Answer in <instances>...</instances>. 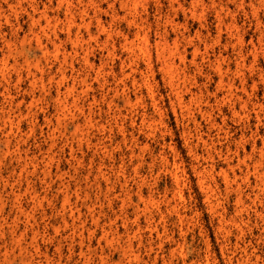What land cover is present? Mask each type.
<instances>
[{
  "label": "rangeland",
  "instance_id": "rangeland-1",
  "mask_svg": "<svg viewBox=\"0 0 264 264\" xmlns=\"http://www.w3.org/2000/svg\"><path fill=\"white\" fill-rule=\"evenodd\" d=\"M35 1L39 8L48 6L50 16L59 13V20L42 24L49 35L56 34L61 51H70L61 22L64 8H57L56 0ZM9 2L14 11L0 0L5 16L0 18V60L8 59L6 78L0 74V107L8 105L6 89L14 99L12 123L0 119V264H264V0H202L195 13L191 0H172L177 14L170 0H132L135 25L117 3L114 21L100 14L106 29L116 33L108 41L100 35L98 42H90L93 70L81 53L73 55L72 75L79 80L87 74L90 89L79 94L74 118L66 114L60 121L49 80L57 68L53 47L43 56L34 42L26 45L29 58L39 60L46 85L44 91L32 89L25 55L18 52L29 29L30 0ZM219 3L228 10L222 11L221 38L215 43L219 19L214 6ZM101 7L106 10V3ZM96 29L90 27L92 33ZM135 29L148 31L147 48L137 51L142 69L147 54L154 62L155 74L148 80L152 94L131 80L119 81L128 54L121 42L127 33L132 39ZM76 32L73 27L72 35ZM181 33L193 40L178 46L186 50L185 71L195 73L203 107L221 128L174 103L158 69L156 42L165 37L172 47ZM6 40L15 43L13 56ZM205 44L212 45L208 55ZM215 57L239 87L241 76L234 71L245 60L242 73L251 93L245 110L221 101L219 77L210 62ZM175 58L178 71L183 70ZM17 70L22 71L20 83ZM197 131L212 143L210 157L201 143L192 142ZM197 153L202 155L196 158ZM222 171L248 177L238 178L242 207L237 192L225 187ZM65 197L70 202L64 208ZM103 231L111 233L108 241Z\"/></svg>",
  "mask_w": 264,
  "mask_h": 264
},
{
  "label": "bare ground",
  "instance_id": "bare-ground-1",
  "mask_svg": "<svg viewBox=\"0 0 264 264\" xmlns=\"http://www.w3.org/2000/svg\"><path fill=\"white\" fill-rule=\"evenodd\" d=\"M17 5L21 4V1L26 0H15ZM51 2V0H49ZM57 8H64V20L63 22L67 34V38L71 43V50L67 51L66 48H63L61 51V43L57 44V36L54 33V37L47 33V29L42 24V21H45L46 25L54 20H59L57 13L55 16H50L48 12V6L43 5V8H39V5L35 0H30L29 8L30 11H27L28 19H29V29L28 33L21 36L20 40V49L19 53L25 55L24 59V69L26 72V76L29 78V84L32 89L40 86L44 91L46 85L43 83V73L42 67L40 66L39 60L30 59L27 54V47H32V43L34 42V47L38 49L43 56H47L51 50L50 46L53 47V52L55 55V60L57 62L56 72L49 77L50 82H54L55 86V103L57 106V120L60 121V116H65L69 114L72 118L75 116L74 110L78 108V100L80 93L88 94V90L90 89V84L87 83V74L82 78L77 79V76H73V55H81V59L84 62V65H89V69L93 70V65L89 63V53H90V42H98L100 35H105L106 41L111 39L113 34L116 33L113 29H106L104 26L100 14L105 13L114 21L118 16V11L116 10L115 5L118 3L121 9H125V19L128 18V22L133 25L137 24L136 16L132 14V8L130 7L132 0H56ZM227 2H235V0H227ZM243 2V0H242ZM8 7V10L14 11L15 4H9V0H3ZM102 3H106V10H103L101 7ZM211 3L214 4V0H211ZM244 3V2H243ZM243 3H240L242 5ZM50 4V3H49ZM191 10L195 13L197 7L202 5V0H191ZM178 6L181 8L182 6L178 3ZM170 7L177 14L178 9L175 8L172 0H170ZM217 18L219 19V29H217V34L215 36V43L219 42L221 38L222 29H220V25L222 23V11L228 10V5L223 6L221 3L214 6ZM225 8V9H224ZM90 13L92 14L90 16ZM3 6L0 4V18L5 17ZM6 21L8 19L6 18ZM95 24L96 33H92L90 31V27ZM76 27L77 32L72 35V28ZM85 28V34L87 38L84 36V33H81L80 28ZM228 28V27H227ZM167 29H164L166 33ZM228 31V29L226 30ZM129 33H127L123 37V41L121 42V47L123 50H126L128 54L122 61V70L119 81L124 84L126 80H131L133 85L137 86H145L148 93H153L152 84L148 82L149 76H153L155 74V65L149 54H147L144 58H142L145 64V68L142 69L140 67V58L143 49L147 48L149 36L148 31L143 29H135V33L133 34V38L129 39ZM19 36V35H18ZM18 36L16 38H18ZM232 37V36H230ZM137 39L140 42L137 43ZM163 42L158 40L156 42V57H157V66L159 71L162 73L166 84L169 87L170 93L173 95L174 103L179 105L181 109H185L187 113L194 114V111H197L202 115V117L208 122V124L212 128H218V124L214 119L211 118V114L208 108L203 107L202 102L203 91L201 88H196L197 81L196 76L194 74H190L186 72V50L180 51L178 46L181 41H187L188 44H192L193 40L188 38L181 33L177 35L174 39V46L170 47L167 38H163ZM240 42V41H239ZM4 45L7 48L8 55L13 56L14 52L17 49H14L15 43L11 40H6ZM16 47V46H15ZM106 47V46H104ZM211 48L212 45L205 44V51L203 54L208 55L207 48ZM138 50V51H137ZM194 51L199 52V45H194ZM108 54L110 52L108 51ZM179 62L184 65L183 70H179V66L175 62V56ZM42 56V57H43ZM194 58V57H193ZM195 59V58H194ZM193 59V61H194ZM7 61L8 59L0 60V74L3 79L7 76ZM213 63L215 68V72L219 77V80L216 85V91L222 92L221 101H230L233 109L237 104L240 105V108L245 110L249 104L251 93L247 90L246 87V79L243 76L242 69L245 67V60L242 58L241 63L238 62V65L234 71V73L238 76H241L240 87L235 84V79L233 77H228L230 69L227 68L223 70V66L221 62L218 60V57H215L214 60L210 61ZM17 64L15 61L14 66ZM70 67V68H69ZM233 72V71H232ZM40 74V77L38 76ZM193 75V76H191ZM17 82L20 83L22 79V71L17 70L16 75ZM68 79H71V83H68ZM141 81V83H139ZM264 81V79H263ZM118 85V84H117ZM125 86V85H124ZM80 89V90H79ZM116 94L118 93V89L115 88ZM188 95V102L184 100V96ZM214 97L217 98V94H214ZM6 98H7V106L0 107V119H6L10 123H12L13 119L10 116L11 108L14 104V99L10 95L9 89H6ZM34 99V98H33ZM94 99V97H93ZM137 102H141V97H136ZM34 101V100H32ZM127 101L129 102V97H127ZM206 102V101H205ZM207 103V102H206ZM194 105L195 108L191 111V105ZM4 107L8 109L5 110ZM18 107V104L16 105ZM156 107V106H155ZM211 108V106H209ZM259 111L256 112L259 117ZM18 115H21V111L18 109ZM143 116L142 121L146 120L145 116ZM151 119H148V121ZM154 121V120H153ZM48 122H51V119H48ZM79 126L75 127V130H78ZM221 128V127H219ZM53 132V131H52ZM54 133V132H53ZM52 133V134H53ZM7 140V137H6ZM194 145L197 147L200 143L206 148L205 153L210 157V149L208 148L209 143L207 139L203 137L200 132H196L194 135ZM212 144V143H211ZM264 149H260V156L263 155ZM202 154H196V158H199ZM244 162V160H243ZM212 166V165H211ZM205 170L206 168L203 167ZM202 172V171H199ZM248 172V171H247ZM245 175V174H244ZM241 177V174L233 173L231 176L228 172L222 171V176L225 182V187L230 189L231 191L237 192V203L242 207L244 205V201L242 200V193L240 192L241 184L238 183V178H245L243 180H248V177L245 175ZM70 198L65 197L63 199V207L65 208L67 204H69ZM240 211V210H239ZM70 216L74 218V211L72 210ZM98 222V219L95 220ZM65 225H68L65 222ZM71 226L74 229L78 230V225L74 226V222L71 223ZM102 237L104 240L108 241L111 237V233L109 231H103ZM112 240V239H111ZM18 241V240H17ZM125 253H128V250H125Z\"/></svg>",
  "mask_w": 264,
  "mask_h": 264
}]
</instances>
